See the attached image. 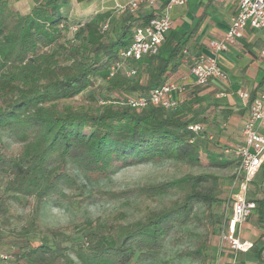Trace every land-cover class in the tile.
Instances as JSON below:
<instances>
[{
    "label": "trees",
    "instance_id": "obj_1",
    "mask_svg": "<svg viewBox=\"0 0 264 264\" xmlns=\"http://www.w3.org/2000/svg\"><path fill=\"white\" fill-rule=\"evenodd\" d=\"M31 1L30 11L22 13L14 7V0H0V181L6 180L0 194V219L12 206H26L23 199L34 200L36 210L48 200L73 203L76 198L68 191L78 187L75 170L107 178L115 168L156 160L178 159L185 165L183 175L171 182L101 189L79 201L154 199L178 193L177 200L137 222L126 224L124 213L118 212L105 223L89 224L83 245L66 246L72 242L64 232L71 227L67 226L45 232L53 242L44 238L17 252L0 241V251L13 252L27 264H69L70 253L80 264H132L137 256L158 254L177 227L192 222L196 206L204 205L222 209L219 248L211 252L206 237L188 255L203 262L219 260L224 255L222 233L232 214L225 207L232 203L233 195L224 197L216 176L192 174L189 168L200 166L202 156L215 168L236 166L225 152L233 146L214 144L206 130L191 132L188 126L200 121L196 110L183 113L149 106L137 111L124 104V95L148 94L165 83L166 73L180 65L182 45L176 44L168 59L151 56L140 60L135 78L121 72L110 77L135 29L155 17V8L148 14L123 13L112 38L109 29L103 30L106 23L110 27V13L91 14L87 20L75 22L71 20L77 17L71 14L73 0ZM144 75L146 83L141 81ZM100 80L107 84L106 96L95 92ZM84 93L89 94L86 103L78 100ZM5 136L17 143L15 154ZM252 184L256 192L263 193L255 201L264 228V163ZM249 251L262 264L264 237Z\"/></svg>",
    "mask_w": 264,
    "mask_h": 264
},
{
    "label": "rangeland",
    "instance_id": "obj_2",
    "mask_svg": "<svg viewBox=\"0 0 264 264\" xmlns=\"http://www.w3.org/2000/svg\"><path fill=\"white\" fill-rule=\"evenodd\" d=\"M13 4L22 13L29 12L33 6L31 0H14ZM76 7L84 12L88 4L82 1ZM90 16V13L84 12L81 16L77 15L71 20L83 22ZM122 17L123 13L118 11V14L116 13L110 20L108 31L110 37L113 38L118 33ZM95 92L106 96L107 84L100 80L96 84ZM88 95V93H84L78 97V100L86 103ZM5 140L12 153L15 154L18 149L17 143L6 136ZM184 165L185 162L178 159L156 160L146 164L115 168L107 178L90 177L79 170H75L74 175L78 181V187L68 191L76 198L74 202L48 200L39 210H36L34 200L23 199V204L26 206H12L9 214L0 219V241H3L1 245L6 246L5 248L8 250L19 252L30 247L31 243H39L44 238L53 242V237L46 236L45 232L49 229L67 228V226L71 227L64 229V232L71 237L72 242L65 245H83L85 243V229L89 224L105 223L118 212L124 213L126 224L137 222L143 219L148 212L160 210L166 204L177 200L178 193L164 194L154 199L135 196L117 200L101 199L86 203H79V201L101 189L126 190L171 182L183 175ZM189 171L196 175L207 174L219 178L226 198L236 193L240 186L236 166L215 168L209 165L204 156H202L201 165L190 167ZM5 181V179L0 181V194L4 190ZM231 204L233 205V201ZM231 204L226 203L225 209L228 213L231 209L233 210ZM221 212V208L208 209L204 205H197L192 222L185 227H177L158 254L148 258L137 256L132 264H218L217 258L203 262L192 259L188 253L206 237L210 240L211 252L218 250ZM67 261L69 264H80L72 253L68 255Z\"/></svg>",
    "mask_w": 264,
    "mask_h": 264
},
{
    "label": "crops",
    "instance_id": "obj_3",
    "mask_svg": "<svg viewBox=\"0 0 264 264\" xmlns=\"http://www.w3.org/2000/svg\"><path fill=\"white\" fill-rule=\"evenodd\" d=\"M88 7L87 14L110 13L109 21L118 10L117 5H124L132 0H84ZM168 0H159L161 7ZM79 2L71 3L72 16H81ZM151 13L149 6L142 7L139 12ZM238 11L235 0H188L185 6L174 7L171 16L173 27L161 47L160 56L168 59L176 44L182 45L180 65L165 75L167 80L185 85V93L178 96L179 110L183 113L196 110L200 123L214 144L235 146L242 140V130L248 116V107L240 97V92L247 91L253 97L264 92V29L247 28L244 36L228 51L217 55L220 67L228 74V80L221 82L212 80L205 85H197L191 74L193 58L200 55H210L209 43L222 38L230 29L231 19ZM138 66V65H137ZM147 76L142 77L146 83ZM260 133L264 135V122L260 126ZM263 197V193L256 192L251 184L250 198ZM256 202V201H255ZM260 209L244 224L242 238L253 244L264 237V228L259 224ZM224 254L218 264L223 263ZM227 262L232 264H258L257 256L250 251L238 254L229 253ZM235 259V260H234ZM264 264V262L262 263Z\"/></svg>",
    "mask_w": 264,
    "mask_h": 264
},
{
    "label": "built area",
    "instance_id": "obj_4",
    "mask_svg": "<svg viewBox=\"0 0 264 264\" xmlns=\"http://www.w3.org/2000/svg\"><path fill=\"white\" fill-rule=\"evenodd\" d=\"M188 0H168L163 7H157L159 0H132L124 5H117L120 13H136L142 7L155 8L156 15L150 22L135 29L128 47L121 51L119 59L110 71V77L121 72L128 78L137 77L136 64L145 57L158 56L173 27L171 12L174 7L185 6ZM238 11L231 19L229 31L220 39L210 41V55L200 54L193 58L191 74L197 85H205L212 80L226 82L228 74L220 67L217 55L228 51L244 36L247 28L264 29V0H235ZM109 29V23L103 25V30ZM76 31V28L73 29ZM264 57V49L261 51ZM109 77V78H110ZM185 85L167 80L162 86L151 90L148 94H126L124 104L131 109L140 111L149 106L160 107L168 111L179 109L178 96L185 93ZM240 97L248 107V116L242 130V140L233 148L226 149L236 163L240 186L233 194V210L228 226L222 233L221 243L226 254L223 263L227 262L229 253L248 252L253 242L242 238L244 224L253 215L257 203L250 198L252 180L264 163V135L260 126L264 122V92L255 97L250 92H240ZM102 104L105 102L101 101ZM188 129L193 133H201L205 126L191 123ZM235 260V259H234ZM1 264H27L18 259L13 252L0 251ZM232 264H235L234 261Z\"/></svg>",
    "mask_w": 264,
    "mask_h": 264
}]
</instances>
